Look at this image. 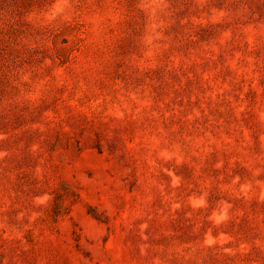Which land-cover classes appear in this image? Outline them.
<instances>
[{"label": "rangeland", "instance_id": "obj_1", "mask_svg": "<svg viewBox=\"0 0 264 264\" xmlns=\"http://www.w3.org/2000/svg\"><path fill=\"white\" fill-rule=\"evenodd\" d=\"M0 264H264V0H0Z\"/></svg>", "mask_w": 264, "mask_h": 264}]
</instances>
